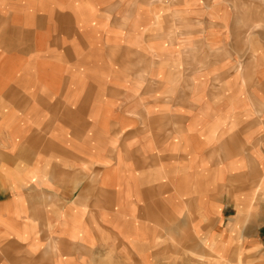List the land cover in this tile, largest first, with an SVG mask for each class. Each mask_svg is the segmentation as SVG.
<instances>
[{"label":"crops","instance_id":"crops-1","mask_svg":"<svg viewBox=\"0 0 264 264\" xmlns=\"http://www.w3.org/2000/svg\"><path fill=\"white\" fill-rule=\"evenodd\" d=\"M183 229L264 255V0H0V264Z\"/></svg>","mask_w":264,"mask_h":264},{"label":"rangeland","instance_id":"rangeland-1","mask_svg":"<svg viewBox=\"0 0 264 264\" xmlns=\"http://www.w3.org/2000/svg\"><path fill=\"white\" fill-rule=\"evenodd\" d=\"M159 231L161 234L162 230ZM154 243L153 249L157 254L166 251V256L171 255V258L166 260V264L168 262L169 264H251L252 261V264H264V255L256 258L243 254L239 256L215 257L206 248L201 237L189 234V230L186 229L181 230L179 234H172L169 237H164L161 234L155 238ZM164 244L166 247L163 249ZM127 255L131 256V253ZM123 259H127V256L123 257ZM128 260L127 264H139L134 262L133 257ZM165 263L163 261L157 262V264Z\"/></svg>","mask_w":264,"mask_h":264}]
</instances>
